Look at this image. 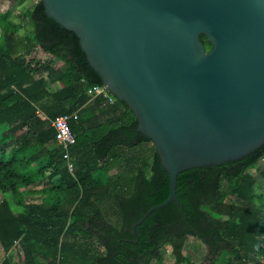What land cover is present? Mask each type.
<instances>
[{
	"label": "trees",
	"instance_id": "16d2710c",
	"mask_svg": "<svg viewBox=\"0 0 264 264\" xmlns=\"http://www.w3.org/2000/svg\"><path fill=\"white\" fill-rule=\"evenodd\" d=\"M30 8L19 21L0 11V264H161L164 247L171 264H199L184 252L190 235L210 264H264V143L181 171L179 202L155 209L136 234L134 223L170 195V175L126 101L96 95L104 81L77 33L43 0ZM37 47L46 59L32 56ZM59 114L71 115L77 137L73 171L56 138Z\"/></svg>",
	"mask_w": 264,
	"mask_h": 264
},
{
	"label": "water",
	"instance_id": "95a60500",
	"mask_svg": "<svg viewBox=\"0 0 264 264\" xmlns=\"http://www.w3.org/2000/svg\"><path fill=\"white\" fill-rule=\"evenodd\" d=\"M125 100L171 178L264 143V0H43ZM211 47L207 49L201 35ZM139 235L133 240L138 242Z\"/></svg>",
	"mask_w": 264,
	"mask_h": 264
},
{
	"label": "rangeland",
	"instance_id": "374dc122",
	"mask_svg": "<svg viewBox=\"0 0 264 264\" xmlns=\"http://www.w3.org/2000/svg\"><path fill=\"white\" fill-rule=\"evenodd\" d=\"M37 1L38 0H0V11L4 12L6 10H10L11 12L10 17L16 21H19L22 19L21 17H22L23 11L29 7H31L30 9H33V5ZM32 56H35L37 58H42V59H46L48 57V55L43 50H41L40 47H37L35 49V52L32 54ZM29 57H31V55ZM148 144L149 146L152 145V143H148ZM260 164L262 167L264 166V159L261 160ZM252 171L255 174H258V171L256 169H252ZM259 183L263 185L259 186ZM41 186H42L41 184L36 185L37 188ZM256 186H259L258 188L264 187V182L260 179L258 183L256 184ZM2 196L3 195L0 194V200L2 199ZM41 196H43V194L31 195L30 201L32 202L39 201ZM107 205L109 206V208L107 209L110 212V214H108V218L115 221L118 216L116 212H114L116 208L114 204L111 205L110 201L107 203ZM169 251L170 250L168 247H164L163 249L164 261H162L161 264H171L170 262L173 261ZM184 252L188 254L193 261H196L199 264H210L211 259L207 257V254H208L207 246L198 237L194 235H190L187 238ZM152 264H160V263H158V261L154 259Z\"/></svg>",
	"mask_w": 264,
	"mask_h": 264
},
{
	"label": "built area",
	"instance_id": "2783aa9c",
	"mask_svg": "<svg viewBox=\"0 0 264 264\" xmlns=\"http://www.w3.org/2000/svg\"><path fill=\"white\" fill-rule=\"evenodd\" d=\"M96 95L102 94L109 99L110 102H115V97L110 93V91L104 85L94 86ZM70 114H59L53 120V125L56 128V138L60 141L66 148L64 157L67 159L69 169L74 170V161L71 156L69 147L77 141L76 134L70 127L69 119Z\"/></svg>",
	"mask_w": 264,
	"mask_h": 264
}]
</instances>
